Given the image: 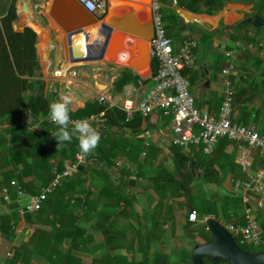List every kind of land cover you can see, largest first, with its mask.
I'll use <instances>...</instances> for the list:
<instances>
[{"label": "crops", "instance_id": "obj_1", "mask_svg": "<svg viewBox=\"0 0 264 264\" xmlns=\"http://www.w3.org/2000/svg\"><path fill=\"white\" fill-rule=\"evenodd\" d=\"M8 1L0 0V13ZM34 2L37 0H16L17 21L14 24L24 26L30 22L29 27L36 32L35 47L42 79L46 92L53 93L56 101L62 94L71 95L70 110L76 111L86 102L97 101L105 94L110 96L106 104L118 107L125 98L143 99L154 86L152 61H143L141 48L137 45L141 38L113 28L103 60L71 62L67 33L47 17L49 0L42 1L43 7L37 15L32 12ZM165 7L173 8L182 20L180 37L173 42L176 50L186 37L194 38L198 43L194 50L195 61L188 73L192 78L189 91L198 109L218 114L224 88L222 70L218 69L220 58L225 67L228 59L224 52L232 48L237 50L235 45L244 44L236 43L233 35L253 36L261 47L249 48L256 54L247 59L241 58L243 55L239 50L236 52L233 80L237 82L243 73L248 76L243 75L246 80H264V26L258 28L245 22L257 14V10L264 18V0L255 3L232 0L216 14L197 13L177 5L166 4ZM107 8L104 17L116 24L126 23L140 30H147L152 25L150 0H107ZM57 11L63 23L72 19L70 13ZM125 36L130 39L123 40ZM88 37L87 42H82L83 33L71 37L73 49L81 57L94 55L100 48L96 45L102 43L103 36L97 30L89 29ZM119 43L122 49L130 52L129 58L139 68L137 71L127 63L128 55L120 58L116 51L114 53ZM110 57L118 60L112 62ZM123 68L129 69L131 74ZM58 70L62 72L60 76L55 74ZM72 70L76 71L75 75L71 74ZM122 73L125 78L131 75L135 78L117 86L116 81ZM106 122L97 126L101 134L97 148L89 153L74 176L47 194L42 212L36 219L17 213L14 191L10 193V201H5L1 194V187L7 183V174L4 176L2 171L11 170L18 179L24 162L8 165L0 158V264H113V257L119 264H135L143 258H151L161 241L169 246L173 224L174 235H179L186 219V204L195 205L192 201L197 199L199 191L204 193L205 185L213 187L212 196L218 192L223 196L241 197L248 205L256 201L254 197L245 199L230 180L232 177L246 178L260 167L262 159L257 151L251 152L252 165L247 170H243L237 161L240 148L235 142L216 146L208 161H205L207 156L195 155L198 146L180 149V154L176 155L169 118L157 110L141 118L138 125ZM8 125L5 118H0V133ZM58 159L63 165L71 160L65 155H59ZM54 172L55 169L45 172L37 169L30 171L25 180ZM207 178L217 182L207 183L204 181ZM40 183L37 180L33 186H40V190L43 187ZM34 188H28L27 192L31 193ZM207 208L212 212L210 205ZM248 208L252 212L251 207ZM261 210L264 212V207ZM203 216L214 215H202L197 222L205 224ZM231 221L238 220L233 218ZM12 224L15 227L12 228ZM157 227L166 232L162 238ZM73 230L75 235H72ZM195 240L202 242L198 236Z\"/></svg>", "mask_w": 264, "mask_h": 264}, {"label": "trees", "instance_id": "obj_2", "mask_svg": "<svg viewBox=\"0 0 264 264\" xmlns=\"http://www.w3.org/2000/svg\"><path fill=\"white\" fill-rule=\"evenodd\" d=\"M232 0H177V6L185 9H189L194 12H205L207 14H216L223 6ZM256 0H252L255 3ZM16 0H9L6 7L0 13V118H5L10 125L6 126L0 133V158L4 164H15L21 161L24 162V168L18 174V181L21 183L24 191L28 193V188H34V182H41L44 187L53 178L54 174L46 175L40 178H31L25 180V177L37 169L45 171H51L55 169V172H60L63 169V161L58 159V156L65 155L72 159L74 154L78 150V139L73 134L71 142H63L57 148L58 141L51 135V133L58 131V126L51 124L47 121V116L50 114V105L56 101L53 93H47L45 89V82L42 79V71L39 63V59L36 52L37 34L30 27H24L22 30L14 29L13 25L17 21L16 13ZM257 10V14H260ZM163 19L165 21V28L167 35L172 39L180 37L179 24H181V18L171 7H165L162 9ZM261 28V27H258ZM236 39V43L243 42L245 45L252 44V47L259 49L258 41L253 36L249 35H233ZM241 44V43H240ZM236 48L239 45H235ZM174 50L176 48L173 45ZM240 51V48H239ZM242 52L243 59H247L256 54L255 50L240 51ZM251 53V54H250ZM218 57V56H217ZM227 60V59H226ZM227 63V62H226ZM225 63V64H226ZM221 58L218 69L222 70ZM131 74L129 69L123 68ZM191 68H185L182 70V74L187 77L189 86L192 83V78L188 75ZM158 71V62L152 59V74L153 76ZM123 74L117 79V86H121L128 81H133L135 76L125 78ZM248 77L247 74H244ZM241 75L240 79L235 83L236 93L233 100L234 114L236 113V122L243 123L245 125L255 124L260 134L264 133V92H262V86H264V80L261 82L246 80ZM223 100L220 98L219 105ZM256 101V102H255ZM259 101V102H258ZM104 111L107 124H127L138 125L141 122V116L135 115L128 121H126V114L123 110L116 106H110L109 104H100L97 101H88L85 105L77 109L76 111H70L72 117H83L90 114ZM39 126L38 128H34ZM71 130V129H69ZM233 142L225 137L218 140L216 146H224ZM215 146V147H216ZM176 155L180 154L178 151L182 148L176 146ZM197 154L207 156L205 161H208L211 154H204L201 146L197 147ZM183 158V157H182ZM180 160L186 159L185 156ZM9 159V160H8ZM202 164V163H201ZM208 166L207 164H203ZM211 166V165H209ZM80 168V167H79ZM0 171L1 168H0ZM2 174L6 176V184L12 179H16L13 172L2 171ZM70 178L61 179L57 186L68 181ZM207 183L217 182L216 180H204ZM33 186V187H32ZM56 186V187H57ZM42 187V188H43ZM40 186L35 187L34 191L29 194H37L40 192ZM13 191L12 189L10 190ZM12 198V197H11ZM223 206L219 208L223 214V218L226 221H230L233 218H237L236 224L244 223V210L250 207L247 202H243L241 197L223 196ZM47 200V199H46ZM45 200V201H46ZM44 201V202H45ZM43 202V204H44ZM16 204V203H15ZM210 205V204H208ZM17 205H14V207ZM43 206V205H42ZM187 213L185 223L182 224V231L184 232V239L189 237L191 241L190 248L187 249L183 245L178 244L175 247L165 245V241H161L160 247L152 255L151 258H143L135 264H191V251L195 244L199 243L196 238V225L193 222L188 221V212L191 209H196L199 217L205 214L212 213L215 218H221L218 211L215 208L210 212L208 209L199 210L198 206L187 203ZM224 207V208H223ZM42 212V207L33 214H27L36 219ZM219 216V217H218ZM234 222V221H233ZM174 223V222H173ZM261 236L264 240V230L261 227ZM174 224L171 227V236L174 237ZM160 232L162 238L164 230L161 227L156 228ZM75 235L76 232L73 230ZM208 235H207V234ZM200 237L202 242H208L211 239V233L209 230H200ZM177 240V239H176ZM235 241L240 248L251 253H261L264 251L263 246H258L256 249L251 245H241L235 238ZM146 248L148 246L146 245ZM67 256L63 259V261ZM126 260V258H124ZM205 264H229L227 261L218 259L212 261L209 257H204ZM63 263V262H62ZM113 264H119L116 257L112 258ZM127 264H134L128 263Z\"/></svg>", "mask_w": 264, "mask_h": 264}, {"label": "built area", "instance_id": "obj_3", "mask_svg": "<svg viewBox=\"0 0 264 264\" xmlns=\"http://www.w3.org/2000/svg\"><path fill=\"white\" fill-rule=\"evenodd\" d=\"M86 11L102 18L107 13V0H76ZM169 4L177 5V0H150L151 22L154 27V34L148 41L149 56L158 62V71L153 76L154 86L150 88L141 100L131 98L123 99L117 106L126 114V121L134 114H139L142 118L148 117L155 110L161 115L169 118L174 134L173 144L184 150L191 146H201L204 154H211L222 137H225L239 145L240 151L237 161L243 170H247L252 165L251 152L257 151L262 159L260 167L246 178H231V184L235 190L241 192L245 199L254 197L257 206L264 207V133L260 134L255 124L245 125L236 122L233 100L236 93L233 75L235 73L236 52L246 51L252 44L239 45L238 49H228L224 52L228 59V64L222 68L223 75V100L217 115L210 114L207 109L200 110L195 106L194 99L189 91V82L182 74L185 68H191L195 61L194 50L198 43L191 37H186L175 51L173 41L167 35L165 21L163 19V7ZM62 74L61 70L55 72ZM76 74L75 70L71 71ZM110 100L109 95H101L97 101L105 104ZM73 122L87 120L94 128L103 124L106 120L104 111L90 114L82 118L71 116ZM47 121L56 125L47 116ZM57 126V125H56ZM73 127L69 125V129ZM78 134H76L77 136ZM79 147V142H78ZM88 154L81 152L80 148L71 160L64 163L60 172H54L52 180L37 194L26 193L17 179H12L8 184L1 187V194L5 201H10V190L14 191V201L16 210L20 216L33 214L38 211L51 192L63 178L74 176L81 164L85 163ZM248 202V201H246ZM188 221H199V214L195 209L188 212ZM204 222V221H203ZM221 222V221H220ZM232 234L234 239L241 245L263 246L264 240L261 236V228L257 218L247 208L244 214V223L236 224L233 221L221 222ZM15 227L12 224V228ZM205 230L209 227L205 225ZM237 243V242H236Z\"/></svg>", "mask_w": 264, "mask_h": 264}, {"label": "water", "instance_id": "obj_4", "mask_svg": "<svg viewBox=\"0 0 264 264\" xmlns=\"http://www.w3.org/2000/svg\"><path fill=\"white\" fill-rule=\"evenodd\" d=\"M42 1L43 0H37V2H34L32 8L34 15H37L38 10L43 7ZM47 4V17L56 22L62 28V30L67 33L68 43L70 45L71 62L84 60H103L105 50L111 42L113 28H116L117 30H121L141 38L142 41L137 44L141 48V57L144 62L151 63L152 60L149 56L148 41L154 34L153 24L147 30L136 29L130 25H127L126 23L116 24L108 17L98 18L97 16L89 13L76 0H49ZM23 7L24 11L27 10L25 3ZM59 9L62 10V12L70 13V18L72 19L63 23V21H61L59 18L60 12L57 11ZM44 18L46 19V17ZM45 19H43V24H46L47 22ZM245 22L252 24L255 27L264 26V18L258 14L252 15L246 19ZM24 26L29 27V25L26 24ZM24 26H18L17 24L13 25L14 29L16 30H22ZM89 29L97 30L102 34V43H100V45H96L97 43L93 44V46L96 45V47H100L99 51H95L96 53L94 55L81 57L79 53L76 52V49H73L75 45L72 44L71 37L76 33H83L84 39L82 42H87L89 41ZM122 39L128 41L130 37L125 36ZM120 45L121 44L119 43L118 48H116V50L114 49V53L116 51L120 58H125V56L128 55V58L126 59L127 63H129V66L132 69L137 71L139 68L131 61V58H129L130 52L127 49H122V46ZM112 57H110L112 62H116V60H118ZM203 217L205 225L209 227L211 239L208 242H199L193 246L191 251V264H205L203 261L204 257H209L212 261L222 259L227 261L229 264H264V251L255 254L243 250L236 243L232 234L219 220H217L214 216Z\"/></svg>", "mask_w": 264, "mask_h": 264}, {"label": "clouds", "instance_id": "obj_5", "mask_svg": "<svg viewBox=\"0 0 264 264\" xmlns=\"http://www.w3.org/2000/svg\"><path fill=\"white\" fill-rule=\"evenodd\" d=\"M73 103V97L68 94H62L60 98L50 105V119L58 126V131L51 135L58 141L57 148L63 142H71L73 134H78L77 139L82 153L88 154L97 148L100 140V132L94 128L87 120H78L73 122L70 115V105ZM73 127L69 130V125ZM35 126L34 128H38Z\"/></svg>", "mask_w": 264, "mask_h": 264}, {"label": "rangeland", "instance_id": "obj_6", "mask_svg": "<svg viewBox=\"0 0 264 264\" xmlns=\"http://www.w3.org/2000/svg\"><path fill=\"white\" fill-rule=\"evenodd\" d=\"M28 23V22H27ZM30 25V22L28 23ZM238 45H241L240 43ZM192 95V94H191ZM213 187H211V185H205L204 187V193H201L200 191L196 194L198 196L197 199L193 200L192 202L198 206L199 210L201 211V209H208L207 205L210 204V208L213 209L215 208V211H218V213L220 214L219 216H221V218H217V220L221 221V222H225L226 220L223 218V214L220 212L219 208H221V206H223V202H224V198L223 195L221 193H216V195L212 196L213 193ZM215 192V191H214ZM249 206L252 209V214L257 218L258 222L261 224L262 229L264 230V212L257 206L256 201H254V203L252 204V202L249 203ZM224 208V207H223ZM201 217V216H200ZM199 217V218H200ZM231 221V220H230ZM196 226V235L200 236V230H203V227H205V224L203 223H194ZM184 232L182 231V229L179 232V235H175L176 237H172L169 241V246L171 247H175L177 244L179 246L180 243L184 244V247L189 249L191 244L189 241H191L189 239V237L184 239ZM207 234V233H206ZM208 235V234H207ZM177 239V240H176ZM199 240V239H198ZM183 241H185L183 243ZM171 244V245H170ZM253 246V245H251ZM261 246V245H260ZM182 247V246H181ZM255 249L257 246H253Z\"/></svg>", "mask_w": 264, "mask_h": 264}]
</instances>
